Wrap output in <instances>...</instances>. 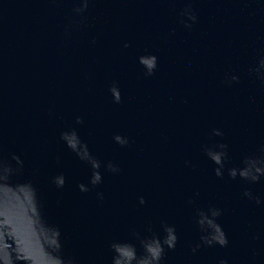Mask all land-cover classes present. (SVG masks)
Returning a JSON list of instances; mask_svg holds the SVG:
<instances>
[{
	"label": "water",
	"instance_id": "1",
	"mask_svg": "<svg viewBox=\"0 0 264 264\" xmlns=\"http://www.w3.org/2000/svg\"><path fill=\"white\" fill-rule=\"evenodd\" d=\"M0 264H264V0H0Z\"/></svg>",
	"mask_w": 264,
	"mask_h": 264
}]
</instances>
